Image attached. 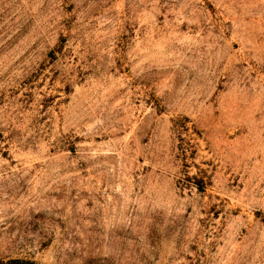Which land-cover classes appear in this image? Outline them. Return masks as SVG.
I'll use <instances>...</instances> for the list:
<instances>
[{"label": "rangeland", "instance_id": "rangeland-1", "mask_svg": "<svg viewBox=\"0 0 264 264\" xmlns=\"http://www.w3.org/2000/svg\"><path fill=\"white\" fill-rule=\"evenodd\" d=\"M264 264V0H0V264Z\"/></svg>", "mask_w": 264, "mask_h": 264}, {"label": "trees", "instance_id": "trees-1", "mask_svg": "<svg viewBox=\"0 0 264 264\" xmlns=\"http://www.w3.org/2000/svg\"><path fill=\"white\" fill-rule=\"evenodd\" d=\"M6 264H37L33 260L8 259Z\"/></svg>", "mask_w": 264, "mask_h": 264}]
</instances>
